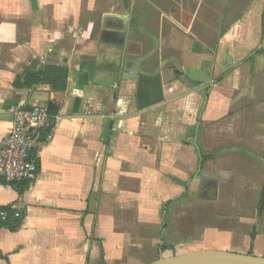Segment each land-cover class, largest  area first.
<instances>
[{"label": "crops", "instance_id": "1", "mask_svg": "<svg viewBox=\"0 0 264 264\" xmlns=\"http://www.w3.org/2000/svg\"><path fill=\"white\" fill-rule=\"evenodd\" d=\"M45 65L65 90L15 86ZM33 105L54 125L35 180L0 178L20 213L0 219V264L264 256V0H0V141ZM235 186L258 200L243 226H197V200Z\"/></svg>", "mask_w": 264, "mask_h": 264}, {"label": "built area", "instance_id": "2", "mask_svg": "<svg viewBox=\"0 0 264 264\" xmlns=\"http://www.w3.org/2000/svg\"><path fill=\"white\" fill-rule=\"evenodd\" d=\"M12 127L0 141V178L6 183L20 184L33 181L39 172L37 137L43 128L54 125L49 106L33 105L29 108L17 107L12 111ZM11 212L20 217L18 211L10 207L0 208V219L6 221Z\"/></svg>", "mask_w": 264, "mask_h": 264}, {"label": "rangeland", "instance_id": "3", "mask_svg": "<svg viewBox=\"0 0 264 264\" xmlns=\"http://www.w3.org/2000/svg\"><path fill=\"white\" fill-rule=\"evenodd\" d=\"M242 130L244 129H239L238 131ZM236 151L237 152L233 155H237L241 152L240 149H237ZM254 194L255 193L251 192H243L239 187L237 188L235 186L233 188H226L225 191L220 194L221 200L217 204H212L211 206L204 204V206H202L201 202H199L201 199L199 198L196 205V225L202 226L205 220H210V222L218 224L220 222L219 220L221 219L223 224L228 226V228L237 229L238 227H242L243 225L239 221L240 217L242 215H251L255 211L254 204L255 202H258V200H254ZM205 216H207L206 219ZM263 218L264 215L262 219ZM237 221L240 223L237 224Z\"/></svg>", "mask_w": 264, "mask_h": 264}, {"label": "water", "instance_id": "4", "mask_svg": "<svg viewBox=\"0 0 264 264\" xmlns=\"http://www.w3.org/2000/svg\"><path fill=\"white\" fill-rule=\"evenodd\" d=\"M132 71L134 73H131V76H136L137 71ZM149 264H264V256L220 249H197L161 256Z\"/></svg>", "mask_w": 264, "mask_h": 264}, {"label": "trees", "instance_id": "5", "mask_svg": "<svg viewBox=\"0 0 264 264\" xmlns=\"http://www.w3.org/2000/svg\"><path fill=\"white\" fill-rule=\"evenodd\" d=\"M69 71L67 67L45 65L37 71L26 70L25 73L21 76H18L15 81V86H36L39 84H46L52 86L54 90L63 91L67 87ZM204 157H201L203 160ZM264 210V190L262 192V198L259 203V212L261 213ZM13 212H11L12 214ZM10 214V217H11ZM10 217L8 219H10ZM7 219V220H8ZM6 220V221H7ZM15 229V226L12 227ZM256 235V227L253 228L251 233V243L253 244ZM252 253V250L250 251Z\"/></svg>", "mask_w": 264, "mask_h": 264}]
</instances>
